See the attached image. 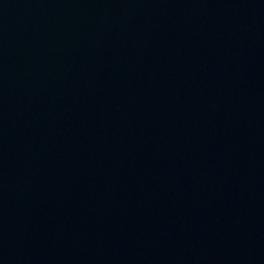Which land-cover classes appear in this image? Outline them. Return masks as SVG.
Wrapping results in <instances>:
<instances>
[{
    "label": "water",
    "instance_id": "95a60500",
    "mask_svg": "<svg viewBox=\"0 0 264 264\" xmlns=\"http://www.w3.org/2000/svg\"><path fill=\"white\" fill-rule=\"evenodd\" d=\"M0 264H264V0H0Z\"/></svg>",
    "mask_w": 264,
    "mask_h": 264
}]
</instances>
